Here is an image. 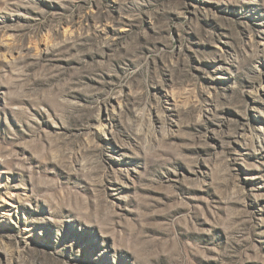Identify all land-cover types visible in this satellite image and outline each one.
Listing matches in <instances>:
<instances>
[{"label": "rangeland", "instance_id": "374dc122", "mask_svg": "<svg viewBox=\"0 0 264 264\" xmlns=\"http://www.w3.org/2000/svg\"><path fill=\"white\" fill-rule=\"evenodd\" d=\"M0 264H264V0H0Z\"/></svg>", "mask_w": 264, "mask_h": 264}]
</instances>
